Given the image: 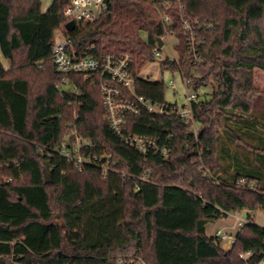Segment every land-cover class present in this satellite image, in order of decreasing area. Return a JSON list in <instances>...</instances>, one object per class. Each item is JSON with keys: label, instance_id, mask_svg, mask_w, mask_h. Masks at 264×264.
I'll return each instance as SVG.
<instances>
[{"label": "trees", "instance_id": "16d2710c", "mask_svg": "<svg viewBox=\"0 0 264 264\" xmlns=\"http://www.w3.org/2000/svg\"><path fill=\"white\" fill-rule=\"evenodd\" d=\"M106 1L75 48L99 58L129 54L136 93L169 104L163 81L139 76L166 35L158 10L147 0ZM64 7L53 0L43 12L41 0H0V264L261 259L264 227L251 212L264 206V108L253 100L263 94L254 74L264 70V0H183L181 11L173 9L169 34L178 39V58L162 59L161 68L189 78L195 90L216 87L192 103L191 123L146 110L126 115L124 132L157 138L169 147L166 157L143 155L117 138L104 118L97 73L70 75L78 94L58 91L51 56ZM182 17L215 23L199 30L202 64L187 52ZM73 128L88 141L84 155L105 156L106 177L101 163L79 169L59 152L73 148ZM243 178L255 188L241 186ZM237 212H247L246 222L224 249L206 227Z\"/></svg>", "mask_w": 264, "mask_h": 264}, {"label": "built area", "instance_id": "2783aa9c", "mask_svg": "<svg viewBox=\"0 0 264 264\" xmlns=\"http://www.w3.org/2000/svg\"><path fill=\"white\" fill-rule=\"evenodd\" d=\"M158 10L161 21L165 27L166 35L164 39L171 37L169 29L173 23V9L182 10L183 0H147ZM108 9L106 0H69L63 9L64 24L61 29V40L55 42L52 61L61 74V83L57 85L58 91H69L78 94V89L70 78L71 74H82L86 79L98 74L100 78V90L105 107L104 118L107 120L111 130L117 138L126 146L136 149L143 155L160 154L164 157L169 154V147L159 143L157 138L140 135L137 133L124 132L126 115L129 113L139 114L146 110L149 113L178 114L187 123L193 122L192 103L199 98L198 90H193L186 95V103L182 106L177 104H161L152 101L135 91L136 76L131 70L132 57L129 54H106L102 58L89 54L87 51L79 52L74 46L75 38L84 32L90 25L94 24L101 15ZM74 22L75 27L69 31L65 28L67 22ZM183 37L185 38L187 52L194 64H202L204 58L201 55V48L204 41L199 36V30H210L215 27V23L207 21L192 22L184 17L179 23ZM173 37V36H172ZM176 38V37H175ZM177 39V38H176ZM178 42V39H177ZM176 42V43H177ZM175 43V44H176ZM162 45V46H163ZM155 58H162L161 47L157 45L154 49ZM178 58V57H177ZM175 58V59H177ZM165 59V58H164ZM171 59V58H169ZM173 60V59H171ZM183 78V77H182ZM186 88H190L191 80L183 78ZM71 135L74 137L73 148L59 147V152L69 161L82 169L86 164H100L103 176L106 177L108 167L104 164L105 156H87L81 151L82 145H87L88 141L83 139L76 128L72 129ZM11 178L8 179L10 181ZM239 184L243 187L255 188V183L247 179H240ZM237 219L238 230L235 234L226 229H217L213 237L224 242L223 248L229 249L236 240L237 232L245 224L246 219L241 212L230 213ZM263 256L256 262L247 261L246 264H264ZM252 253H242L240 256L248 260ZM131 264H146L141 258H133ZM118 264H125L124 260H119Z\"/></svg>", "mask_w": 264, "mask_h": 264}, {"label": "rangeland", "instance_id": "374dc122", "mask_svg": "<svg viewBox=\"0 0 264 264\" xmlns=\"http://www.w3.org/2000/svg\"><path fill=\"white\" fill-rule=\"evenodd\" d=\"M43 4L47 3L46 0H42ZM62 33L60 30H56L55 37L56 40H61ZM177 39L175 37H167L164 39V45L161 47L162 58H156L154 62L146 64L143 69L140 71L139 76L143 79L150 81H163L165 84V98L168 103L177 104L182 106L186 103V95L191 94L193 90L191 88H186L184 80L179 72H172L171 70L162 69L160 66V61L164 58L175 59L178 57V51L175 47ZM6 67L8 63L5 62ZM255 87L259 88L263 94L257 95L254 100V107L257 110H263L264 108V70L256 69L254 74ZM215 85L211 84L204 88L198 90L200 98L211 97ZM208 94V95H206ZM73 115L76 116L77 108L76 104L72 105ZM42 155V152H39ZM51 177V176H50ZM253 221L255 224L264 227V206H259L255 211L251 212ZM237 219L235 216L229 214L225 218H221L210 222L206 227V232L208 235H213L217 229H226L227 231L236 233L238 227L236 225ZM222 246L225 245L224 242H221ZM226 249V248H224Z\"/></svg>", "mask_w": 264, "mask_h": 264}, {"label": "water", "instance_id": "95a60500", "mask_svg": "<svg viewBox=\"0 0 264 264\" xmlns=\"http://www.w3.org/2000/svg\"><path fill=\"white\" fill-rule=\"evenodd\" d=\"M60 1H61L63 4H66V3H68L69 0H60ZM74 27H75V24H74V22H72V21L67 22V23L65 24V28H66L67 30H69V31L73 30ZM162 45H163V40L160 38V39L158 40V46H159V47H162ZM45 180H46L47 182L51 180V177H50V174H49V173H45ZM242 216H243L245 219H247V212H243V213H242ZM216 243H217V242H215V244H216Z\"/></svg>", "mask_w": 264, "mask_h": 264}, {"label": "crops", "instance_id": "0c3cea01", "mask_svg": "<svg viewBox=\"0 0 264 264\" xmlns=\"http://www.w3.org/2000/svg\"><path fill=\"white\" fill-rule=\"evenodd\" d=\"M47 3L43 4L42 0H41V3H42V11H46L48 9V7L51 5V3L53 2V0H46ZM254 84L256 85L255 83V80H254ZM257 86V85H256ZM208 95V94H206Z\"/></svg>", "mask_w": 264, "mask_h": 264}]
</instances>
